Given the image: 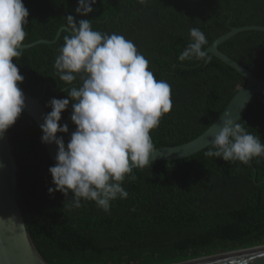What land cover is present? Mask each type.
Here are the masks:
<instances>
[{
  "label": "trees",
  "instance_id": "16d2710c",
  "mask_svg": "<svg viewBox=\"0 0 264 264\" xmlns=\"http://www.w3.org/2000/svg\"><path fill=\"white\" fill-rule=\"evenodd\" d=\"M29 11L23 45L39 40L14 58L24 77L18 85L46 107L64 99L70 86L53 67L64 43L65 17L92 20L102 34L124 36L148 61V70L171 87L172 109L150 131L155 149L186 144L204 133L223 113L245 78L207 54L178 60L191 42L189 31L205 35L206 51L232 28L264 27V0H96L86 17L75 13L78 0H22ZM225 55L264 80V32L244 31L219 46ZM80 84L79 78L74 82ZM71 103L61 114L65 145L75 126ZM264 143V95H256L239 123ZM19 169L17 193L28 232L50 264H174L264 245V154L249 164L206 157L211 146L188 158L134 168L122 187L128 197L111 201L109 212L81 200L49 194L54 166L41 143L37 124L24 112L9 129ZM61 135V134H59ZM135 176V180H130Z\"/></svg>",
  "mask_w": 264,
  "mask_h": 264
},
{
  "label": "clouds",
  "instance_id": "9594fccd",
  "mask_svg": "<svg viewBox=\"0 0 264 264\" xmlns=\"http://www.w3.org/2000/svg\"><path fill=\"white\" fill-rule=\"evenodd\" d=\"M95 4L96 0H78L74 11L86 17ZM28 15L22 0H0V136L25 108L18 87L24 77L13 61L23 50ZM65 20L69 34L64 36L53 67L60 81L70 87L60 89L67 92L66 98L48 102L51 111L39 125L41 143L57 148L56 163L48 169L54 186L48 193L59 192L66 198L71 194L64 206L78 209L83 199L107 213L111 201L129 195L122 187L126 174L154 163L156 149L149 133L172 109L171 87L148 70L149 61L132 41L93 30L89 19L77 21L69 14ZM189 36L191 42L178 60L195 58L207 63L204 33L192 28ZM78 78L81 83L77 85ZM70 103L69 119L75 131L65 145L63 135L69 133V127L59 122ZM247 128L244 122L223 119L204 155L249 164L253 157L264 154V143ZM135 178L130 176V180Z\"/></svg>",
  "mask_w": 264,
  "mask_h": 264
},
{
  "label": "water",
  "instance_id": "95a60500",
  "mask_svg": "<svg viewBox=\"0 0 264 264\" xmlns=\"http://www.w3.org/2000/svg\"><path fill=\"white\" fill-rule=\"evenodd\" d=\"M65 28L59 30L54 42L59 39ZM251 30L264 32V27L252 25L232 28L230 32L216 39L206 50L207 54L213 55L242 75L246 83L238 88L221 116L204 133L180 146L156 148L153 154L156 158L154 162L182 160L208 148L211 146L223 119L228 118L239 122L243 118L250 101L256 95H264V80L256 78L247 68L219 50V46L225 41L240 32ZM40 43L50 42L39 40L22 47L27 49ZM21 90L25 97V108L22 112L33 119L39 128V125L43 122V117L48 111L42 105L40 99L32 97L23 89ZM57 135L60 136L59 133ZM44 145L50 160L55 164L56 145ZM250 164L254 171V181H256L257 170L252 165V159ZM19 175L12 141L7 130L3 136H0V264H50L38 250L28 232L26 216L17 193ZM174 264H264V245Z\"/></svg>",
  "mask_w": 264,
  "mask_h": 264
}]
</instances>
